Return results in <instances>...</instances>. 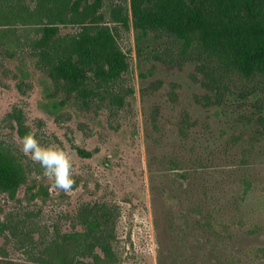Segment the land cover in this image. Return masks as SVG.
<instances>
[{
  "label": "rangeland",
  "instance_id": "1",
  "mask_svg": "<svg viewBox=\"0 0 264 264\" xmlns=\"http://www.w3.org/2000/svg\"><path fill=\"white\" fill-rule=\"evenodd\" d=\"M121 1L102 0L106 22ZM118 33L130 64L124 90L133 91L122 108L56 112L32 61L0 53V141L29 175L16 199L0 196V221L10 227L0 236V264H45L39 243L56 229L72 232L80 208L96 202L117 208L116 264H264V137L257 136L256 100L236 96L207 106L197 65L158 60L160 43L139 54L135 30ZM17 111L38 139L46 130L42 144L72 157L78 174L71 192L53 188L22 153Z\"/></svg>",
  "mask_w": 264,
  "mask_h": 264
},
{
  "label": "trees",
  "instance_id": "2",
  "mask_svg": "<svg viewBox=\"0 0 264 264\" xmlns=\"http://www.w3.org/2000/svg\"><path fill=\"white\" fill-rule=\"evenodd\" d=\"M102 7V0H0V53L32 61L48 82L56 112L72 105L122 108L133 91L124 90L130 64L118 28H133L139 54L160 43L158 60L197 65L205 105L253 97L262 110L257 136L264 137V0H122L111 7L109 22ZM69 26L75 30L64 32ZM24 86L21 81L19 89ZM14 117L22 138L29 129L19 111ZM28 176L18 155L0 141V196L16 199ZM116 218L109 203L82 206L72 232L56 229L39 243L40 260L116 264ZM9 230L0 221V236Z\"/></svg>",
  "mask_w": 264,
  "mask_h": 264
},
{
  "label": "clouds",
  "instance_id": "3",
  "mask_svg": "<svg viewBox=\"0 0 264 264\" xmlns=\"http://www.w3.org/2000/svg\"><path fill=\"white\" fill-rule=\"evenodd\" d=\"M30 121H25V127ZM46 135L45 129H40V139L31 129L22 137L21 151L34 164H38L41 174L52 181V187L65 193L71 192L76 186L75 177L78 170L72 157L63 148L54 144H42L41 139Z\"/></svg>",
  "mask_w": 264,
  "mask_h": 264
}]
</instances>
